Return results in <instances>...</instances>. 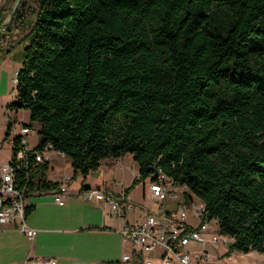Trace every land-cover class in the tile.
Returning <instances> with one entry per match:
<instances>
[{
	"label": "trees",
	"instance_id": "1",
	"mask_svg": "<svg viewBox=\"0 0 264 264\" xmlns=\"http://www.w3.org/2000/svg\"><path fill=\"white\" fill-rule=\"evenodd\" d=\"M35 1L32 23L21 0L11 20L29 31L9 108L28 110L21 126L39 134L24 160L12 136L17 187H59L34 159L47 146L69 159L70 178L129 153L125 195L160 170L233 237L227 256L264 253V0ZM3 11L0 60L11 51Z\"/></svg>",
	"mask_w": 264,
	"mask_h": 264
},
{
	"label": "built area",
	"instance_id": "2",
	"mask_svg": "<svg viewBox=\"0 0 264 264\" xmlns=\"http://www.w3.org/2000/svg\"><path fill=\"white\" fill-rule=\"evenodd\" d=\"M18 132L21 135L20 146L14 158L24 160L31 148L27 140L30 129L19 126ZM54 155L64 157L63 153L47 146L42 152L35 153L34 159L37 162H50ZM14 168L11 159L0 165V224H13L20 234L32 241L37 230L27 223L25 216L26 197L30 190L17 187ZM155 175L154 180L146 179L144 190L154 200L156 207L136 221H127L125 215L143 206L124 195L116 196L94 186L84 188L81 194L88 201L106 204L110 214L123 220L119 232L122 239L132 245L131 254L123 257L128 264H138L137 257H141V264H155L148 254L157 248L159 251L154 252L153 257L158 258V264H218L217 259H210V254L204 248L205 243H211L214 247L224 246L228 250L233 237L219 232L215 219L201 221L203 204L196 198L197 205L193 201L194 196L186 194L188 190L184 185L174 183L160 170ZM68 181V178H62L59 187L52 191L55 203H64ZM168 202L172 204L171 207L167 206ZM205 234L208 236L205 237ZM200 248L202 250H196ZM23 264L56 262L52 258H28Z\"/></svg>",
	"mask_w": 264,
	"mask_h": 264
},
{
	"label": "crops",
	"instance_id": "3",
	"mask_svg": "<svg viewBox=\"0 0 264 264\" xmlns=\"http://www.w3.org/2000/svg\"><path fill=\"white\" fill-rule=\"evenodd\" d=\"M2 5L0 1V7ZM12 130L13 135L18 132L15 123ZM13 135L10 131L7 136L10 143ZM29 145L33 146L35 143L32 145L29 143ZM112 162L110 159H104L101 164L107 165ZM3 163L0 162V165ZM49 168L53 170L51 163ZM70 170L72 172V168ZM69 176L70 174L63 175V178H69ZM136 176L137 166L135 173L130 178L131 181ZM46 178L52 181L62 180V177L55 180L47 171ZM146 182L147 180L140 182L133 188L136 189L137 186H142V199L145 197ZM83 186L98 187L116 196L124 195L135 203L141 204L142 209L135 208L126 213L127 221H136L156 207L155 203L150 207H146L141 199L134 196L132 189L126 195L124 194L125 187L121 190H113L110 185L105 183L104 179L94 183H85ZM82 190L80 186L77 193L76 191L67 193L62 205L55 203L52 196L44 197V199L41 196L36 201L37 203L32 202L31 198L41 193L45 194V191L29 193L26 197V204H33V207L27 213L26 221L37 230L36 235L32 241L26 240L19 234L13 224H0V264H23L28 258H52L56 264H128L123 260V257L131 254L132 246L122 239L119 232L123 220L110 214L106 204L95 200H86L81 194ZM48 209H54L55 213L52 214L49 211L48 215L43 217L42 214ZM93 235L101 238L102 246H98L100 243L90 238ZM109 236L111 241L108 244V241L105 242V237Z\"/></svg>",
	"mask_w": 264,
	"mask_h": 264
},
{
	"label": "rangeland",
	"instance_id": "4",
	"mask_svg": "<svg viewBox=\"0 0 264 264\" xmlns=\"http://www.w3.org/2000/svg\"><path fill=\"white\" fill-rule=\"evenodd\" d=\"M2 2V6H4L3 11V25L9 24L12 28L11 33L7 38L3 41V48L11 47V51L2 60H0V162H5L11 153V143L7 138L6 131L8 127L9 121H13L16 123V128L19 130V126L23 123H27L29 119V112L25 109H19L17 111L11 110L9 108V104L15 101L16 99V90H15V82L13 81L15 77V71L19 69L22 62L23 56V39L26 37L25 35L28 33L29 28H16V25L12 23V14L14 10L18 9V3L20 0H0ZM21 2L25 3L24 11L27 16L28 25L34 21V14L37 9V3L35 0H21ZM1 6V7H2ZM4 30L0 27V34L3 33ZM38 126L35 124L29 135L27 137L28 142L32 145L36 143L39 139V134L37 132ZM11 133L13 135V130L11 129ZM52 154V153H51ZM110 159L113 162L111 164H101L97 169L92 171L86 178L78 173L74 177L71 172V165L69 163L68 158L59 159L58 157L52 156V161L50 162L53 166V170L50 168L47 170V173L52 175V177L57 180L63 178V175L69 176V181L67 182V190L68 193L72 191L79 190L81 185L85 183H94L98 181L105 180V183L110 185V187L114 189L121 190L123 187H127L130 185L131 177L135 173L136 162L132 159L129 153L118 157V158H106ZM50 166V164H49ZM108 181V182H106ZM141 190L142 186H137L136 189L132 188V192L135 194L134 196L143 201V204L146 207H150L153 205L154 200L149 197V194L145 190V197L141 198ZM131 191V190H129ZM52 189L45 190V194L41 193L38 196H35L32 199V202L38 201V199L42 196V199L47 196H52ZM35 194V193H33ZM193 201L198 205V200L194 197ZM51 199V198H50ZM53 199V196H52ZM54 201V200H53ZM60 205V204H59ZM167 206L171 207V203H167ZM55 213L54 209H48L45 213L42 214L43 217L48 215V212ZM210 227V226H209ZM20 234V233H19ZM22 235V234H21ZM23 236V235H22ZM208 236L205 234V237ZM24 237V236H23ZM25 238V237H24ZM97 240L100 244L98 246H102V240L96 235L90 236ZM106 243L108 244L111 241V237H105ZM26 239V238H25ZM27 240V239H26ZM128 244V243H127ZM131 245V244H129ZM132 246V245H131ZM204 248L210 254V259H217L218 264H264V253L250 249L247 252L242 251H232L229 256H227L226 248L224 246L214 247L211 243H205ZM197 251L202 250L196 249ZM159 248H157L154 252H158ZM151 252L148 254L149 258L153 260V263L158 264V258H154ZM233 253V255H232ZM232 255V256H231ZM231 256V257H230Z\"/></svg>",
	"mask_w": 264,
	"mask_h": 264
}]
</instances>
